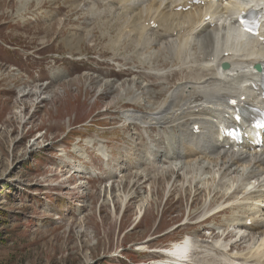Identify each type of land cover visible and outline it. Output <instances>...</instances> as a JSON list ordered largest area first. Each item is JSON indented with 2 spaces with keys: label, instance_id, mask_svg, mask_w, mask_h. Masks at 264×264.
Masks as SVG:
<instances>
[{
  "label": "rangeland",
  "instance_id": "1",
  "mask_svg": "<svg viewBox=\"0 0 264 264\" xmlns=\"http://www.w3.org/2000/svg\"><path fill=\"white\" fill-rule=\"evenodd\" d=\"M39 1L0 0V264H83L87 253L90 264H147L161 259L156 251L193 233L205 240L201 244L196 239L197 263L231 264L233 260L232 264H245L241 258L231 259V255L246 253L254 244L247 238L234 243L237 238L231 234L225 239L221 236L223 231L234 230L229 229L234 219L249 214L247 207H241L249 191L247 182L237 174L221 178L217 171L202 172L195 167L176 178L169 194L167 183L162 181L155 185L134 183L138 171L135 155L141 141L135 139L140 131L130 124L135 120L123 116L136 113V104L127 102L135 96L136 83L123 88L124 82L133 78L125 77L132 73L118 80L121 88L111 94L105 89L103 95V83L93 85L92 76L86 75L96 70V52L101 45L107 46L108 38L116 40L119 36L120 25L114 20H122L121 16L102 5L90 7V2L79 7L71 0H42L39 8ZM73 7L80 11L75 13ZM108 23L112 29L102 43L75 42L85 39L83 33L105 36ZM125 41L122 55L135 49V40ZM72 42L84 50L75 51L74 44L70 49ZM34 46H44L45 53L49 52L39 60L44 81L56 78L46 87L50 98L42 101L35 113L30 107L32 97L22 98L28 107H15L20 91L36 85V75L32 72V77H27L29 65L21 62L18 49L27 52ZM87 50L95 56L94 61L86 63L77 55ZM124 58L133 63L125 67L136 66L133 57ZM158 99L161 101L162 95ZM145 138L147 135H141L143 145ZM32 144L34 147L26 150ZM101 149L110 156L108 162L100 156ZM130 163L136 168L127 169ZM76 170H84V174L73 173ZM117 190L122 199L127 196L122 209L120 200H115L113 207L106 200ZM232 191L230 199L237 203L233 209L198 222L201 214L223 200L220 194ZM142 201L148 204L137 220V206ZM212 230L213 236H209ZM224 243L230 244L224 252L213 248ZM142 244L147 248L137 250Z\"/></svg>",
  "mask_w": 264,
  "mask_h": 264
},
{
  "label": "bare ground",
  "instance_id": "2",
  "mask_svg": "<svg viewBox=\"0 0 264 264\" xmlns=\"http://www.w3.org/2000/svg\"><path fill=\"white\" fill-rule=\"evenodd\" d=\"M188 1L190 0H182L181 3H178L170 0V4L166 2L165 6H162V1L156 2L155 0H152L151 7H154V10L149 11L145 16V18L148 19L146 35H155V41L152 42L148 40V43L146 41H142V45L147 44L148 48H155L158 57H152L153 64L156 63L159 64V67H164L166 64L173 65L178 61V59L184 60L185 57H179L181 54L179 51L180 48L176 46L178 40L180 42L179 45H185L186 43L194 45L197 49H207L208 52L206 55H201V57L198 58L197 64L187 66L185 69H188V71H179V74L175 76L177 81L175 82L173 91L166 94L162 104L145 111L144 114L141 115L133 113L123 114L125 119L128 121L135 120V122H131V124L136 125L137 128L143 131H149L153 128H157L158 130L165 132H173V130L177 129L180 135V141L182 142L178 144V141L175 139L173 142L169 143L172 153L171 156H169L170 161H164V156L158 158V162H156L155 165H160V167L153 169L155 173L151 175L149 173L152 169L150 166H147V159L144 156H141L136 161L139 172L136 171L134 183L136 182V186L145 182H150L155 185L158 181H162L167 183V194H169L170 187H173L175 184L174 176L177 175L178 171L186 169V163L190 161L197 163L201 162V160H206L208 164H213L215 167L219 166V168H217L220 171V175L225 176L240 172L247 178V180L255 179L257 182L256 187L258 186L259 189H263L264 177L256 178V175L260 170L264 171V151L262 154L250 151V145L247 141H244L241 145L230 144L225 139H220L217 136L216 127L223 122L228 124L231 123V120L226 119V115L228 113L226 108L227 98L238 99L242 96H246L244 104L249 101L259 103L260 98L257 92L251 88V84L258 85V76L253 72L252 66L257 63H264V53L260 50L254 51L252 47L247 48L243 44H233V42L239 37L232 17L236 8L231 9L228 6H221L217 11L210 12L208 7L211 3L204 2L202 6H194L195 12L191 13L190 16L182 13L177 14V22L175 25L170 26V28L166 29L162 28V26L159 28L158 26L155 30L152 29L151 24H155V22H159L160 24V21L165 13L173 11V8H175L174 6L178 4L179 6H185ZM247 1L249 0H246V5L251 7ZM146 8L147 7H145V9ZM71 10L75 13L80 11L78 7H73ZM134 11H136V9H134ZM206 16H209V19L205 21L204 19ZM218 17H224L222 18V23L227 22L228 26L222 24L220 27H217L216 23L220 21ZM186 18H189L190 22H188ZM92 19L97 18L92 16ZM63 26L64 23H61V28ZM161 31L162 34L160 36L159 33ZM175 49L177 52L173 55ZM225 52H227V54H225ZM221 63H227L228 69L219 72L218 67ZM177 71L178 68H176L173 75L177 74ZM158 77L160 78L159 80H157ZM162 78H166V76L158 72L156 73V77H154V79H156L155 82L159 81L160 83L164 81ZM53 81L56 80L50 79V82L47 85ZM124 83L126 84L127 82ZM245 83H248L249 86L246 87ZM128 84L132 87L131 82ZM47 85L29 86L27 88L24 87L20 91L21 95L19 94L15 107H18V104H21L22 109L25 106L28 107V102H25L22 98L32 97L30 107L33 109L35 108L34 113L37 112V109L42 101L46 98H50V96H48L50 91L48 92V89H46V87H48ZM121 86L122 84L119 83L116 85V88H121ZM162 86L163 82L160 84L159 89H157L154 95L152 94L153 90H149L146 85H140V88L143 90L142 93L146 97L153 98L157 94L164 91L165 87ZM50 95H52V93ZM195 127L199 128L198 134H193ZM32 147H34V144L26 146V150ZM105 153L106 151H102V156ZM212 155H215L214 162L211 161L213 159ZM107 160H110L109 155ZM173 161H176L177 163H173ZM120 169H123V167H120ZM70 171L68 173H70ZM73 173L81 175L83 172L76 170ZM122 176L123 175L121 173L120 177ZM110 177L112 178L113 176ZM121 181H124V177ZM261 191L262 190H260V192ZM112 194L109 193V195H111V199L106 200L112 203V207L115 200H120V207L122 209L123 206L126 205V194L124 199H122V194L118 192V190L115 194ZM131 194H134V192ZM224 199L225 197H223V200ZM211 200L212 199H210V201ZM241 203L246 205L244 207H247V212L249 214L245 215L241 222L231 223L234 230L238 232V240L241 241L247 238L251 244H254V248L249 249L246 254L236 253V255H231L232 257H230L231 259H233V257L234 259L241 258L245 264H264L263 252L259 251L264 244V195H248V197H246ZM147 204L148 201H142V203L137 206L136 219L140 218L142 212L145 211V206H147ZM229 206H232V204ZM216 207L222 209L228 208V206L220 205H217ZM211 212L206 211L201 214L199 223L205 222L209 216L215 213V211L212 210ZM249 220L250 224L248 225L247 221ZM253 228L257 229L256 232H246L247 229ZM213 233L214 231H211L209 234L212 235ZM232 233L233 232L231 230L228 233L223 231L221 236L225 239L227 235H232ZM197 238L201 244L205 242L201 236L198 237L193 233L192 236H187L185 239L173 243L171 247L162 249L161 253H159V257H161V259L158 258V260H153L147 264H199L195 261L196 258H199L195 256L198 250L196 251V249H194L196 247L197 249L199 248L196 246V241H198L196 240ZM234 243H231V247H234ZM229 245L230 244L226 245L225 243L220 245L217 244L214 248L224 252ZM140 246L141 247L138 246L136 249L140 250L142 248H147V246H144L143 244ZM254 249L255 251H251ZM87 254L84 256L83 264H90L91 259L89 254ZM212 259L213 258L211 257V260ZM232 263L235 262L232 260Z\"/></svg>",
  "mask_w": 264,
  "mask_h": 264
}]
</instances>
